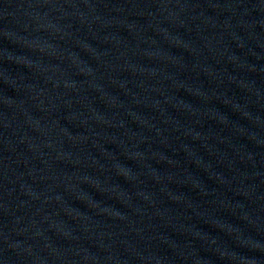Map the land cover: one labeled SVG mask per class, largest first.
Segmentation results:
<instances>
[{"label":"water","instance_id":"1","mask_svg":"<svg viewBox=\"0 0 264 264\" xmlns=\"http://www.w3.org/2000/svg\"><path fill=\"white\" fill-rule=\"evenodd\" d=\"M0 264H264V0H0Z\"/></svg>","mask_w":264,"mask_h":264}]
</instances>
